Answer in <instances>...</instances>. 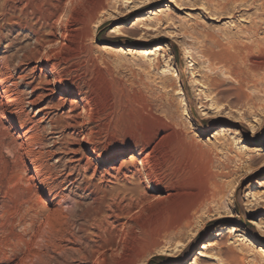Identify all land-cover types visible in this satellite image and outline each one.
<instances>
[{"label":"rangeland","instance_id":"374dc122","mask_svg":"<svg viewBox=\"0 0 264 264\" xmlns=\"http://www.w3.org/2000/svg\"><path fill=\"white\" fill-rule=\"evenodd\" d=\"M249 1L0 0V264H91L74 249L112 222L130 239L100 264H264V72L251 68L264 14ZM64 29L55 61L33 58L38 37ZM53 64L54 98L89 106L74 129L67 101H49ZM211 100L219 117L205 121ZM151 148L175 191L136 209L111 198L140 183L69 162L72 149L110 166Z\"/></svg>","mask_w":264,"mask_h":264},{"label":"bare ground","instance_id":"6f19581e","mask_svg":"<svg viewBox=\"0 0 264 264\" xmlns=\"http://www.w3.org/2000/svg\"><path fill=\"white\" fill-rule=\"evenodd\" d=\"M229 1H232L236 5L235 8H238V9H240L239 7H243V8L244 7L245 8H247V7L251 8L252 7V6L251 7L246 6V4H244L247 2V0H229ZM255 1L256 0H251V5L254 4ZM258 1H259L258 6L260 9V12H262V14H264V0H258ZM238 3H240V4H238ZM249 3H250V1H249ZM237 4H238V6H237ZM143 7L144 6H133V8L128 13L129 14L135 13V12L143 9ZM217 7H218L217 8V14L218 13H220V14L224 13V14H226V16L228 14H230V12H233L232 10H234V8H232V7L229 8L226 5L217 6ZM257 8L258 7H256V9ZM254 9H255V7H254ZM258 10H256V11H258ZM228 17L229 16H227V18ZM58 34L59 35L51 34L49 36V38H47V39L38 37L36 39L37 48H35L34 52L32 53L33 58L36 59L38 62L46 61L47 63H49V62L55 61V59L58 56V53H60L65 48V46L67 44L68 30H65V29L61 30L60 33H58ZM252 41L253 40H251V42ZM260 43L262 44V42H260ZM260 43L257 44V50L256 51L260 54H264V44L261 45ZM256 44H255V46H256ZM249 47H251V46H249ZM105 49L110 50L111 48L107 46ZM247 50H248V52L252 51L250 48H248ZM118 52L123 53L122 50H118ZM252 65H253L252 67L250 66L252 69L261 70L262 72H264V60L262 62H259L258 64L252 63ZM55 69H56L55 64H53L50 67V69L43 75L44 80L48 83L49 87H51L50 89L47 90L49 93L48 96H50L49 101H50V104L53 103V101H55V104L58 108L64 107L66 105V101H67L66 115H67V119H68L67 122L68 123H66V125H67V128L71 127L74 129V126L77 124L81 115H84V114L87 115L88 113L90 114L89 106H88V103L87 104L82 103L81 104V111H80V113H77V109L79 106L75 105L76 102L74 100H66L64 98L66 96L65 93L61 94L59 97H55L56 99L54 98L53 95L56 94V90L59 89V87H60V80L57 79L55 74H54ZM2 92H4V91H2ZM211 101L213 103L214 108H213L212 112L204 114L203 120H205V121L215 120L219 117V111H217L216 109H218V107H219L218 103L221 100H211ZM52 105H54V104H52ZM44 113H47V112H44ZM218 135H219L218 133H215L213 136L215 137ZM213 136H212V138H213ZM70 137H72L73 140L76 139L78 137L77 132H74V130H73ZM62 140H63V138H62ZM71 151H73L72 153L75 156H72L71 158H69V162L70 163H76L78 165V167L84 172V174L92 169L93 174H99L100 177L106 176L110 179L117 180L116 182L118 184H119L118 181H120V183L125 184V185H129V187H131L130 185L133 186L134 184L140 183L139 188L133 187V188H130V190H127L128 189L127 187H126L127 189L124 188L125 192H128V196L125 195L122 198H120L117 195V197L111 198L113 200V202L117 201V204L122 203L121 207H123V204L125 203V205H127L126 207L128 208V210H130L132 208L136 209V208L141 207L143 205L149 206V205H153L155 203H160L166 199H169L171 197V195L173 194V192L175 191V190H173V187L171 188V187L166 186L167 188H162V186H161L162 185V179H161L162 177H160V174H159L160 164L158 161H153V158H152L153 152L155 151L154 148L143 150L140 154H138L139 156L137 159H136V156H131V158H128V159L123 158L118 164L113 163L110 166H107L108 163L110 162L107 158H103V159L102 158H96L93 164H91V163L89 164L88 157H85L83 154H80L79 149L78 150L72 149ZM38 171L35 170L33 172L37 173ZM115 186H117V185H115ZM96 194H98V193L96 192ZM96 197H98V195ZM233 217L234 216H232V215L229 216V218H233ZM110 225H109L111 227L110 229L112 230L111 232H110V230H109V232L106 231L107 229H104L105 227L103 228V230H101V232L97 231L98 234L96 233V235H95L96 240L92 242V246H90L88 249H86V248H84V249L81 248L79 250L74 249V255L77 254L78 257L83 261L90 260L91 264H100V262L103 260V257H104V254L106 251H110V252H114V253L122 252L125 248V245L127 244V242L130 239V234L127 231H125L122 228L123 226L121 225L122 226L121 227L120 224L116 225V223L112 222ZM99 231H100V229H99ZM50 239H51L50 236H48L47 238H45L44 242H46V244H47V242H49ZM74 239H76V238H74ZM42 241H43V239H42ZM241 241L246 242V239L245 240L242 239ZM257 253L259 255H264V249L263 248L258 249ZM159 255H160V253L155 255V256H159ZM161 255H163V254H161ZM35 258H37V256ZM32 260L34 261V259H32ZM30 262H28V264H30ZM31 264H34V263L32 262Z\"/></svg>","mask_w":264,"mask_h":264}]
</instances>
